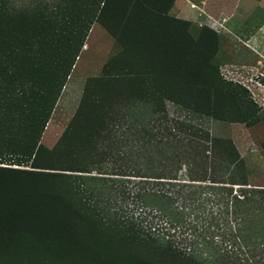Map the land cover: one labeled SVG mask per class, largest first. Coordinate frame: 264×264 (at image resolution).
I'll return each mask as SVG.
<instances>
[{"label":"trees","instance_id":"trees-1","mask_svg":"<svg viewBox=\"0 0 264 264\" xmlns=\"http://www.w3.org/2000/svg\"><path fill=\"white\" fill-rule=\"evenodd\" d=\"M175 1L0 0V264H264V186L232 139L170 115L242 121L217 34ZM95 24L117 48L103 95L47 148Z\"/></svg>","mask_w":264,"mask_h":264},{"label":"rangeland","instance_id":"rangeland-1","mask_svg":"<svg viewBox=\"0 0 264 264\" xmlns=\"http://www.w3.org/2000/svg\"><path fill=\"white\" fill-rule=\"evenodd\" d=\"M229 2L226 7H221L228 19L220 36L217 33L221 28L219 25L210 22L204 26L215 29L209 30L218 37L219 49L213 61L220 73L217 87L221 92L230 94L242 121L226 123L209 120L180 111L172 105H169L170 115L201 126L213 136L232 139L244 160L248 183L264 186V0ZM181 4H185L184 15L193 19L199 17V10L191 8L190 2L181 1ZM203 20L207 21V17ZM190 32L197 37L195 30ZM116 51L113 38L95 24L43 134L44 146L53 148L56 145L82 99L103 95L101 70Z\"/></svg>","mask_w":264,"mask_h":264},{"label":"crops","instance_id":"crops-1","mask_svg":"<svg viewBox=\"0 0 264 264\" xmlns=\"http://www.w3.org/2000/svg\"><path fill=\"white\" fill-rule=\"evenodd\" d=\"M181 1H183L184 3L190 2L191 8L199 10V17L193 19L189 16L184 15L185 4H181ZM229 1L235 2L236 0H176L169 12V15L173 18L188 22L190 24V31L195 30L197 36L203 28L213 30V28L204 26L205 24L207 25L208 23L213 22L221 27L220 31L217 32L220 36L222 33V26L224 22L228 19V15L225 12V9L221 7H226V5L230 4ZM204 17H207V21L203 20ZM213 31H215V29ZM259 65L260 62H258L257 66Z\"/></svg>","mask_w":264,"mask_h":264}]
</instances>
